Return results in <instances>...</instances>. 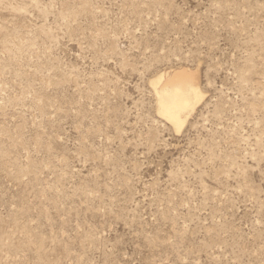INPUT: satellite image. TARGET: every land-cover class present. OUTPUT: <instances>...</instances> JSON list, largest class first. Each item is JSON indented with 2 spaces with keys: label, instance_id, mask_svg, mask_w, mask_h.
I'll return each instance as SVG.
<instances>
[{
  "label": "rangeland",
  "instance_id": "1",
  "mask_svg": "<svg viewBox=\"0 0 264 264\" xmlns=\"http://www.w3.org/2000/svg\"><path fill=\"white\" fill-rule=\"evenodd\" d=\"M0 264H264V0H0Z\"/></svg>",
  "mask_w": 264,
  "mask_h": 264
},
{
  "label": "bare ground",
  "instance_id": "2",
  "mask_svg": "<svg viewBox=\"0 0 264 264\" xmlns=\"http://www.w3.org/2000/svg\"><path fill=\"white\" fill-rule=\"evenodd\" d=\"M195 77L194 72L181 68L149 81L156 97V113L177 132L202 99Z\"/></svg>",
  "mask_w": 264,
  "mask_h": 264
}]
</instances>
